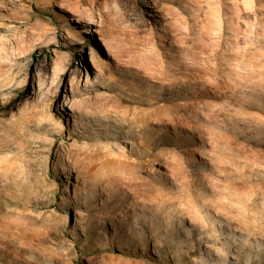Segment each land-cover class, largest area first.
<instances>
[{
	"label": "rangeland",
	"instance_id": "1",
	"mask_svg": "<svg viewBox=\"0 0 264 264\" xmlns=\"http://www.w3.org/2000/svg\"><path fill=\"white\" fill-rule=\"evenodd\" d=\"M242 4L0 0V264H264V0Z\"/></svg>",
	"mask_w": 264,
	"mask_h": 264
},
{
	"label": "bare ground",
	"instance_id": "2",
	"mask_svg": "<svg viewBox=\"0 0 264 264\" xmlns=\"http://www.w3.org/2000/svg\"><path fill=\"white\" fill-rule=\"evenodd\" d=\"M249 1L250 0H243V4L245 5H249ZM242 4V6H243ZM241 8V7H240ZM242 10V13L244 15L248 14L245 10H243V8H241ZM86 30V29H85ZM97 32V30H95ZM88 32V31H86ZM112 55V54H111ZM166 70V69H165ZM155 71V70H154ZM163 72V71H162ZM161 75V74H160ZM166 75V73L164 74ZM163 75V76H164ZM158 76V75H157ZM168 76V75H166ZM162 77V76H161ZM160 78V77H159ZM169 79V78H167ZM185 83V81H184ZM184 85V84H183ZM151 97L149 94L147 93H144V92H139L138 93V101L139 103H142V104H146V103H151ZM151 100V101H150ZM123 122L124 124L126 125V127L129 128V131H128V134L130 135V137L132 136L133 138L136 137V136H139L140 139L139 141L137 142V145H134L133 147H131L129 153L135 155V158L133 161H128V162H125V166L128 167V168H140V167H143L146 165V163H148L150 161V159L146 158L147 156H150V155H153V150L151 149V140L148 136V125H147V117L146 116H143V115H139V112H134L130 115H127V113H124L123 114ZM174 117H177L178 119H180L178 116H174ZM173 117V118H174ZM172 118H170L169 120H171ZM161 123H164L166 122V120H160ZM157 125L159 126L160 124L157 123ZM123 126V125H122ZM133 128V129H132ZM128 142H133L132 140L128 141ZM139 143V145H138ZM112 152V151H111ZM127 156V155H125ZM152 157V156H151ZM131 159V158H130ZM128 160V159H127ZM183 169V168H182ZM138 171V170H137ZM124 172V171H123ZM130 172V171H129ZM128 172V173H129ZM185 173V172H184ZM179 174V173H178ZM188 175V174H186ZM186 175L184 176V178L186 179ZM183 176V175H182ZM180 177V175H179ZM178 177V178H179ZM183 179V178H182ZM179 180V179H178ZM127 181V180H126ZM184 181V179L182 180ZM189 182V180H188ZM151 183V182H150ZM183 183V182H182ZM148 185V184H147ZM150 186V185H149ZM185 186V185H184ZM153 188V187H152ZM159 188V187H158ZM157 189V188H156ZM160 191V190H159ZM167 195V194H166ZM165 195V196H166ZM164 196V194H163ZM164 196V197H165ZM152 197V196H151ZM154 197V196H153ZM160 197V196H159ZM171 198V197H170ZM149 199V198H148ZM167 199V198H166ZM151 200V199H150ZM158 200V199H157ZM163 200V199H162ZM171 202V201H170ZM169 203V202H167ZM146 211V210H145ZM145 213V212H144ZM143 213V214H144ZM139 214V213H138ZM133 215V214H132ZM197 221V220H195ZM141 223V222H140ZM145 225V224H144ZM198 226V224H197ZM193 227V226H192ZM201 228V227H200ZM203 230V229H202ZM206 231V230H205ZM205 234V233H203ZM209 239V238H208ZM208 242V241H207Z\"/></svg>",
	"mask_w": 264,
	"mask_h": 264
}]
</instances>
